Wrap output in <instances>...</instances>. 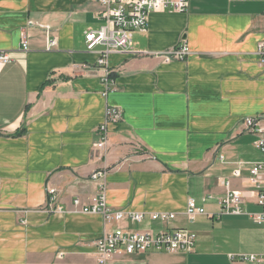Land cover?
Listing matches in <instances>:
<instances>
[{
    "label": "crops",
    "instance_id": "0c3cea01",
    "mask_svg": "<svg viewBox=\"0 0 264 264\" xmlns=\"http://www.w3.org/2000/svg\"><path fill=\"white\" fill-rule=\"evenodd\" d=\"M100 9L96 0H0V51L11 59L0 64V264H92L96 240L115 227L185 229L195 245L117 254L114 264H249L229 254L263 252L264 229L250 216L260 207L245 201L242 212H225L219 199L225 181L245 190L248 163L261 157L241 121L264 112V0H189L185 12H151L130 49L106 55L110 90L97 63L104 46L84 42L104 23ZM47 38L56 45L47 49ZM182 45L184 59H162ZM107 106L116 117L101 150ZM96 170H106L102 180L90 178ZM100 181L111 210L143 220L106 221L73 206L75 197L91 204ZM47 187L60 211L47 204ZM190 198L204 214L186 215ZM159 212L175 217L150 218Z\"/></svg>",
    "mask_w": 264,
    "mask_h": 264
},
{
    "label": "built area",
    "instance_id": "2783aa9c",
    "mask_svg": "<svg viewBox=\"0 0 264 264\" xmlns=\"http://www.w3.org/2000/svg\"><path fill=\"white\" fill-rule=\"evenodd\" d=\"M101 9L99 16L103 18L102 26L95 30H89L84 34V42L87 49H94L103 45L104 50L100 53L97 63L103 66V82L107 90L113 87L112 72L106 67L105 57L111 50H127L132 45V33L135 30L144 31L148 16L154 11L185 12L189 0H96ZM43 27V26H42ZM45 30L48 27H43ZM22 47L26 49L24 34L21 39ZM56 45L53 38H47V49ZM188 53L185 45L168 49L161 54L164 61L184 59ZM259 62L264 67V36L257 45ZM9 54L0 51V64L10 62ZM116 114L111 107L105 108L104 121L97 128L99 139L95 142L97 149L103 150L108 139L107 123L114 119ZM243 130L256 135L255 146L260 152V159L248 163V187L245 190H232L229 181L223 182L226 192L219 199L222 211L240 213L241 204L245 201H253L260 207V211L250 214L251 218L264 229V112L259 115L244 117L241 121ZM244 163L239 162L238 168L233 171L234 176H239ZM106 170H96L90 178L98 181L105 176ZM206 195L203 201L211 198ZM47 204L56 211L61 208L56 204L57 191L53 187H47ZM73 206L80 207L84 213L101 214L106 221H120L128 218L133 222L143 220L142 213H125L121 210H111L104 198V182L100 181L98 193L93 197L91 204L82 205L78 197L73 199ZM185 213L189 218L204 214L203 207L197 205L194 199H188ZM175 217L174 213H152L150 218L161 222H168ZM195 245V234L185 229H162L159 231H132L123 227H115L105 230L96 240V258L92 264H114L115 255H128L147 250L180 252L191 251ZM62 258V253H59ZM231 260L246 261L249 264H264V250L260 254H229Z\"/></svg>",
    "mask_w": 264,
    "mask_h": 264
},
{
    "label": "trees",
    "instance_id": "16d2710c",
    "mask_svg": "<svg viewBox=\"0 0 264 264\" xmlns=\"http://www.w3.org/2000/svg\"><path fill=\"white\" fill-rule=\"evenodd\" d=\"M112 78H113V75H112Z\"/></svg>",
    "mask_w": 264,
    "mask_h": 264
}]
</instances>
